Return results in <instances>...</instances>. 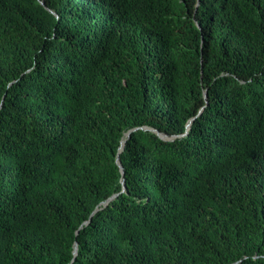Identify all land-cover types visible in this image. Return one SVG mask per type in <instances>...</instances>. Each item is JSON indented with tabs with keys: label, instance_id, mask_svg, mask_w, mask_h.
Wrapping results in <instances>:
<instances>
[{
	"label": "trees",
	"instance_id": "obj_1",
	"mask_svg": "<svg viewBox=\"0 0 264 264\" xmlns=\"http://www.w3.org/2000/svg\"><path fill=\"white\" fill-rule=\"evenodd\" d=\"M40 1L0 0V264H264V0Z\"/></svg>",
	"mask_w": 264,
	"mask_h": 264
},
{
	"label": "water",
	"instance_id": "obj_2",
	"mask_svg": "<svg viewBox=\"0 0 264 264\" xmlns=\"http://www.w3.org/2000/svg\"><path fill=\"white\" fill-rule=\"evenodd\" d=\"M40 3L43 5V7L46 8V6H45L43 0L40 1ZM46 9H47V8H46ZM47 10H48L51 14L55 15V12H54V11H51V10H49V9H47ZM203 97H204V99H205V101H206V103H207V91H206V90H205L204 93H203ZM202 110H203V109L200 110L199 114L201 113ZM192 121H193V119H191V120L189 121V123L187 124V130H186V131H189L190 126H191V122H192ZM143 129H145V130H149V131L155 133L160 139H162V140H164V141H172V140H174V139L176 138V136L170 137V136H168V135H166V134H163V133L159 132L158 130H156V129H154V128L144 127ZM133 130H135V129H133ZM133 130H130V131H128L127 133H125L124 137H123L122 140H121L120 147H119V150H118V154H117V156H116V164H117V166L119 167V170H120V172H121V174H122V178H121L122 192L125 191L126 183H125V179H124V172H123V167H122V164H121V161H120V155H119V154L122 152L123 147H124V144H125V141H126V139L129 137L130 133H131ZM186 133H187V132H186ZM117 195H118V194H114V195H112L109 199H107L106 201L102 202V203L100 204V206H102V207L107 206L108 203H109L110 201H112L115 197H117ZM98 210H99V207H97V208L94 210V212L92 213V215L95 214ZM88 223H89V221L85 222V225L88 224ZM81 228H82V227H81ZM77 248H78V244L75 243L74 251H73L74 259H75L76 254H77ZM74 259H73V260H74ZM73 260H72V261H73Z\"/></svg>",
	"mask_w": 264,
	"mask_h": 264
}]
</instances>
